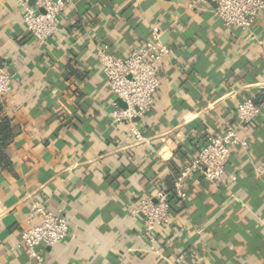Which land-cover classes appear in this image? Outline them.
I'll use <instances>...</instances> for the list:
<instances>
[{
    "label": "crops",
    "instance_id": "1",
    "mask_svg": "<svg viewBox=\"0 0 264 264\" xmlns=\"http://www.w3.org/2000/svg\"><path fill=\"white\" fill-rule=\"evenodd\" d=\"M23 6L33 0H0V70L12 80L0 98L10 124L9 141L0 136V264H37L20 235L38 223V203L69 228L63 242L36 248L41 264H264V173H254L264 166V106L238 129L248 147L232 150L235 182L195 171L184 199L173 189L205 137L236 126L239 102H264V8L249 30L227 32L200 0H69L58 33L40 43ZM153 33L169 53L154 109L138 122L148 141L136 144L111 121L96 52L126 58ZM156 190L169 195L171 217L150 242L131 211Z\"/></svg>",
    "mask_w": 264,
    "mask_h": 264
},
{
    "label": "built area",
    "instance_id": "2",
    "mask_svg": "<svg viewBox=\"0 0 264 264\" xmlns=\"http://www.w3.org/2000/svg\"><path fill=\"white\" fill-rule=\"evenodd\" d=\"M200 1L212 5L215 16L227 32L235 29L249 30L264 8V0ZM68 2L69 0H33V6H23L22 20L31 38L44 43L54 37L58 33L60 15ZM168 53V45L162 43L156 33L147 42L132 48L126 58L114 57L106 50L96 52L105 85L114 99L110 111L111 121L117 126H124L136 144L148 141L139 129L138 122L154 109L160 88V63ZM11 90L10 75L0 70V98L8 95ZM263 106L264 102L256 105L252 100L244 99L235 107V127L226 124L221 134L205 137L192 161L174 180L173 189L179 198L184 199L186 195L183 189L184 179L195 171L205 181L217 185L236 181V174L228 169L232 150L235 147H248L247 140L239 136L238 129L260 118ZM254 173L263 174L264 166L254 168ZM169 203V195L161 190H156L152 196L136 199L131 213L141 219L144 233L150 242L154 241L155 228L168 224L170 220ZM33 217H37L38 223L21 233L20 243L28 257L41 264L42 258L36 248L40 245L52 247L63 242L68 236L69 228L63 216L47 211L39 203L30 208V218Z\"/></svg>",
    "mask_w": 264,
    "mask_h": 264
},
{
    "label": "trees",
    "instance_id": "3",
    "mask_svg": "<svg viewBox=\"0 0 264 264\" xmlns=\"http://www.w3.org/2000/svg\"><path fill=\"white\" fill-rule=\"evenodd\" d=\"M259 98V97H258ZM260 100H264V96L260 97ZM257 100V99H256ZM254 104H260L257 101L253 102ZM0 112H1V108H0ZM9 120L8 119H1L0 120V136L2 137V142L3 140H5L6 142L9 141V134H10V130H9ZM4 163L6 164L7 161L5 160ZM170 205V203H169ZM170 213H171V207H170Z\"/></svg>",
    "mask_w": 264,
    "mask_h": 264
},
{
    "label": "water",
    "instance_id": "4",
    "mask_svg": "<svg viewBox=\"0 0 264 264\" xmlns=\"http://www.w3.org/2000/svg\"><path fill=\"white\" fill-rule=\"evenodd\" d=\"M119 105L122 106V103L120 101H118Z\"/></svg>",
    "mask_w": 264,
    "mask_h": 264
}]
</instances>
